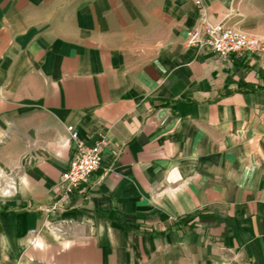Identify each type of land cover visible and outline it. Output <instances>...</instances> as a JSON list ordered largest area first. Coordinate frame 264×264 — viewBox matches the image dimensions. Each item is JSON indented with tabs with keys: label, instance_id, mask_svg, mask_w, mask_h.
<instances>
[{
	"label": "crops",
	"instance_id": "0c3cea01",
	"mask_svg": "<svg viewBox=\"0 0 264 264\" xmlns=\"http://www.w3.org/2000/svg\"><path fill=\"white\" fill-rule=\"evenodd\" d=\"M196 18L192 0H0V264H264V56L188 46ZM68 125L108 143L48 212Z\"/></svg>",
	"mask_w": 264,
	"mask_h": 264
},
{
	"label": "built area",
	"instance_id": "2783aa9c",
	"mask_svg": "<svg viewBox=\"0 0 264 264\" xmlns=\"http://www.w3.org/2000/svg\"><path fill=\"white\" fill-rule=\"evenodd\" d=\"M192 2L197 8V18L195 25L185 32L188 46L208 48L222 61H228L233 56L264 54V43L257 36L223 22L211 23L203 0ZM66 131L71 142V158L57 182V197L48 212L62 210L67 198L88 183L90 176L101 167L103 150L108 143L102 134L87 140L72 125L66 126ZM34 232L31 230V233Z\"/></svg>",
	"mask_w": 264,
	"mask_h": 264
},
{
	"label": "rangeland",
	"instance_id": "374dc122",
	"mask_svg": "<svg viewBox=\"0 0 264 264\" xmlns=\"http://www.w3.org/2000/svg\"><path fill=\"white\" fill-rule=\"evenodd\" d=\"M214 3L226 10L223 21L226 25L248 31L264 43V0H214Z\"/></svg>",
	"mask_w": 264,
	"mask_h": 264
}]
</instances>
